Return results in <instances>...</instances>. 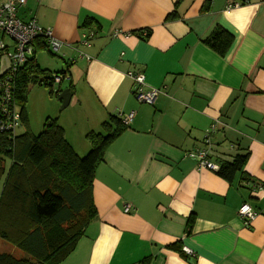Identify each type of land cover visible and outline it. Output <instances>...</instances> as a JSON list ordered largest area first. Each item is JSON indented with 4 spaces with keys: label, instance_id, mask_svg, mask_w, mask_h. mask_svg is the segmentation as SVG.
Segmentation results:
<instances>
[{
    "label": "crops",
    "instance_id": "1",
    "mask_svg": "<svg viewBox=\"0 0 264 264\" xmlns=\"http://www.w3.org/2000/svg\"><path fill=\"white\" fill-rule=\"evenodd\" d=\"M227 2L26 0L17 9L23 22L36 19L73 45L97 33L90 47H78L90 60L66 47L64 66L37 57L57 56L49 50L35 54L43 70L71 76L61 90L70 89L74 112L59 122L80 156L90 151L86 134L109 115L134 114L96 171L97 218L60 264H264V0L232 10ZM217 30L232 36L223 56L204 43ZM0 41L8 46L2 34ZM129 72L161 90L154 105L137 102ZM197 149L219 166L248 153L244 174L228 182L199 168L187 156ZM245 203L256 213L249 226L238 215ZM3 242L0 254L8 253Z\"/></svg>",
    "mask_w": 264,
    "mask_h": 264
},
{
    "label": "trees",
    "instance_id": "2",
    "mask_svg": "<svg viewBox=\"0 0 264 264\" xmlns=\"http://www.w3.org/2000/svg\"><path fill=\"white\" fill-rule=\"evenodd\" d=\"M204 43L223 56L231 47L232 36L217 30ZM34 46V56L19 70L16 87L26 131L14 138L0 133V240L24 255L2 253L0 264H60L70 256L97 218L92 195L96 171L108 147L129 128L121 117L109 115L99 132L86 134L90 151L83 157L67 141L56 119L47 118L42 131L34 134L26 112L29 87H52L55 74L36 62L39 50L48 51L45 42L38 40ZM248 158L247 153L221 163L218 176L232 182L238 173L244 174ZM193 226L191 217L188 233ZM172 248L188 257L178 244Z\"/></svg>",
    "mask_w": 264,
    "mask_h": 264
},
{
    "label": "built area",
    "instance_id": "3",
    "mask_svg": "<svg viewBox=\"0 0 264 264\" xmlns=\"http://www.w3.org/2000/svg\"><path fill=\"white\" fill-rule=\"evenodd\" d=\"M241 0H228L226 9L232 10L238 7ZM26 4V0H8L0 6V34L9 37L14 42V48L11 49L4 42L0 41V58L6 57L9 60V69L0 78V133L14 138L18 130L23 128L22 112L16 98L17 77L19 70L34 56V44L38 40L45 42L46 47L53 55L61 54L64 47L77 52L79 59L90 60V57L78 49L79 46L90 47L97 33L94 30L88 31L81 36L77 45H73L59 40L53 34L51 28H45L38 24L36 19L23 22L17 16V9ZM147 33H144L146 36ZM5 65L0 66L4 69ZM127 76L133 81V95L141 104L154 105L161 94L158 88L148 87L146 77L143 73L129 72ZM71 81L68 73H55L52 75V94H61L63 83ZM123 123L127 126L133 121L134 114L120 115ZM216 124L206 136V142L209 143L210 135L216 131ZM190 159L198 163L199 168L218 171L219 165L208 158L207 149H197L187 155ZM125 213L130 212L129 206L124 209ZM239 217L245 226H249L255 219L256 213L247 203L243 204L238 212ZM185 254L194 258V253L184 248Z\"/></svg>",
    "mask_w": 264,
    "mask_h": 264
},
{
    "label": "rangeland",
    "instance_id": "4",
    "mask_svg": "<svg viewBox=\"0 0 264 264\" xmlns=\"http://www.w3.org/2000/svg\"><path fill=\"white\" fill-rule=\"evenodd\" d=\"M4 39H5L6 43H8V46L11 49H13L14 48V42L7 36H4ZM39 53H43V54H38L37 57H40V56H43L44 58L47 57L48 59L56 60V61L60 62V64L63 65L62 58L60 56L61 54H59L57 56H52V55H50L44 51H40ZM58 67L60 70L59 64H58ZM62 86L65 87L64 83ZM51 90H52V87H43V86L40 87V86H33V85H31L29 87L28 101L26 104V112H27L28 118H29L30 129L34 134H39L42 131L43 125H44L45 120L47 118L56 119L57 122L60 124L59 121H61V118L64 119L66 117L73 115V112H74L73 108L75 106L74 105L75 101L73 102L71 107L68 106L69 108L67 107L65 109H62L61 108V102L58 99L60 94H58V95L51 94ZM25 131H26V128H22L21 130H18L17 134H19V135L23 134ZM81 139L82 138H80L79 140H81ZM86 142H88V141H86ZM81 157H83V156H81ZM6 163L8 165H10V162L8 160L6 161ZM3 244L6 247L8 253H10L9 248H11V247L14 248L13 245H11L8 242H6V243L3 242Z\"/></svg>",
    "mask_w": 264,
    "mask_h": 264
},
{
    "label": "water",
    "instance_id": "5",
    "mask_svg": "<svg viewBox=\"0 0 264 264\" xmlns=\"http://www.w3.org/2000/svg\"><path fill=\"white\" fill-rule=\"evenodd\" d=\"M0 64H1V66L5 65L4 66L5 68L2 69V71L0 73L1 75H4V73L9 69V65H10L9 60L6 57H3L1 59V63ZM71 98H72V93H71L70 89H66V90H63L61 92V94H60L58 99L61 102V108L62 109H65V108H67L69 106ZM192 261L193 260H191V262Z\"/></svg>",
    "mask_w": 264,
    "mask_h": 264
}]
</instances>
